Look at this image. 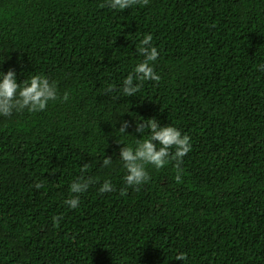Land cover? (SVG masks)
I'll use <instances>...</instances> for the list:
<instances>
[{"label": "trees", "instance_id": "16d2710c", "mask_svg": "<svg viewBox=\"0 0 264 264\" xmlns=\"http://www.w3.org/2000/svg\"><path fill=\"white\" fill-rule=\"evenodd\" d=\"M146 35L160 79L134 81L125 97ZM261 65L264 0L119 11L107 0H0V71L18 83L44 75L58 91L43 111L0 117V264H264ZM149 119L188 135L191 151L179 182L170 157L129 187L119 152L142 138L138 125L149 134L139 124ZM79 178L89 187L71 209ZM105 180L114 191H99Z\"/></svg>", "mask_w": 264, "mask_h": 264}, {"label": "clouds", "instance_id": "9594fccd", "mask_svg": "<svg viewBox=\"0 0 264 264\" xmlns=\"http://www.w3.org/2000/svg\"><path fill=\"white\" fill-rule=\"evenodd\" d=\"M144 3L147 0H143ZM140 0H107V7L113 10L130 9ZM152 36L146 35L140 41V54L144 59L135 65L132 73L122 81L121 92L123 96H133L139 90V83L143 81H158L160 77L154 71L153 64L158 59L159 52L151 45ZM264 70V65H261ZM58 98L57 85L51 82L46 76L41 74H30L23 83H18V77L14 70L7 72L0 71V117H9L12 113L22 112L27 109L29 112H40L46 109L49 102H55ZM67 99V96L64 97ZM139 124L146 125L149 134L145 137V128L137 126V132L141 134V139L137 140L134 146L124 145L119 152V161L126 172L124 182L129 187H137L146 184L150 180L148 166L161 169L169 163L170 157L175 159L177 164V175L175 179L180 181L179 162L191 151L190 138L174 126L161 127L155 119L142 120ZM127 122H123L119 133L126 134ZM131 136V135H128ZM112 164L110 158L103 159V166ZM86 167V166H84ZM89 181L79 178L70 185V195L64 204L71 209H76L80 205L78 198L88 190ZM41 184L37 183L39 189ZM114 186L109 180H105L99 191L101 193L114 191ZM54 221L58 217L53 218ZM185 256L181 253L176 255L175 260L184 261Z\"/></svg>", "mask_w": 264, "mask_h": 264}]
</instances>
